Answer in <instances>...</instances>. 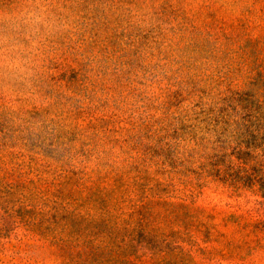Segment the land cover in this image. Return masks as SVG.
I'll return each instance as SVG.
<instances>
[{
  "label": "rangeland",
  "instance_id": "1",
  "mask_svg": "<svg viewBox=\"0 0 264 264\" xmlns=\"http://www.w3.org/2000/svg\"><path fill=\"white\" fill-rule=\"evenodd\" d=\"M244 162L264 0H0V264H264Z\"/></svg>",
  "mask_w": 264,
  "mask_h": 264
},
{
  "label": "trees",
  "instance_id": "2",
  "mask_svg": "<svg viewBox=\"0 0 264 264\" xmlns=\"http://www.w3.org/2000/svg\"><path fill=\"white\" fill-rule=\"evenodd\" d=\"M249 164V161H248ZM255 168H249L247 165V162H244V166H239V173L243 174L241 177L234 176L233 180L234 181H243V183L247 184L248 186H251V184L254 183H258L259 184V188L260 191L262 193V196L264 197V171L261 170V168L254 166ZM52 220H54V222L59 223L58 221H56V214L53 215ZM47 222H49V219H42V226L44 224H46ZM52 228V227H51ZM49 231L51 232H56V229H49Z\"/></svg>",
  "mask_w": 264,
  "mask_h": 264
}]
</instances>
